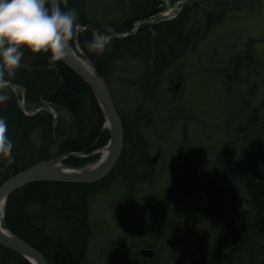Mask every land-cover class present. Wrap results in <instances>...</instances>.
I'll return each instance as SVG.
<instances>
[{
    "label": "trees",
    "instance_id": "16d2710c",
    "mask_svg": "<svg viewBox=\"0 0 264 264\" xmlns=\"http://www.w3.org/2000/svg\"><path fill=\"white\" fill-rule=\"evenodd\" d=\"M185 1L172 18L153 24L143 22L126 36L121 34L129 32L135 22L160 12V0H100L101 6L96 0H67V7L64 0H59V6L64 11L76 10L80 27L74 39L105 81L116 69V62L123 64L125 53L132 66L136 61L145 63L148 75L171 68L176 73L184 50L193 48L225 13L244 7L256 11L255 0ZM108 27L116 33L111 44L102 54L89 52L86 45L93 31L105 32ZM259 34L244 38L242 48L227 59L228 70L222 84L230 100L221 132L225 165L212 169L204 189L212 216L210 252L208 257L204 256L203 244H197L193 264H264V58L255 48L256 43L264 40V30ZM20 51L23 67L12 81L17 91L10 88L9 100L0 104V117L7 121L8 136L14 145L12 163L0 157V183L39 160L51 158L53 137L57 139L56 153L87 154L108 139L96 100L74 73L60 61L50 64L46 53L33 55L23 48ZM145 90L151 97V89ZM46 106L63 111L67 121L53 115ZM118 115L123 145L103 178L86 184L32 182L5 198L1 226L39 251L48 264H78L76 253L86 223L83 216L88 198L102 192L108 178L121 175L123 158L131 145ZM136 142L142 148L139 139ZM95 155L81 159L65 157L62 162L80 166ZM225 196L233 205V220L222 217L220 202ZM0 264L30 263L0 246Z\"/></svg>",
    "mask_w": 264,
    "mask_h": 264
},
{
    "label": "rangeland",
    "instance_id": "374dc122",
    "mask_svg": "<svg viewBox=\"0 0 264 264\" xmlns=\"http://www.w3.org/2000/svg\"><path fill=\"white\" fill-rule=\"evenodd\" d=\"M96 1L99 6L100 0ZM160 1L162 9L159 14L162 16L148 19L144 24L172 18L177 10L187 3L185 0ZM255 7L256 11L244 7L225 13L204 33L193 48L184 50L175 67L176 69L179 67L176 73L171 68L159 74L153 71L155 76L151 72L148 75L144 67L146 64L141 61H136V65L133 63L135 71L131 58L125 53L123 64L116 62V69L105 79L110 97L123 120L125 136H139L143 149L148 154L158 148L160 154L169 162V165L157 171L156 180L151 185L148 182L145 185L154 193L162 189L161 196L169 201L173 210L171 221L175 231L172 232L176 237L175 252L179 255L177 262L179 264L194 263L197 238H200L203 244V255L208 257L210 252L209 231L212 216L209 214L204 189L212 175V169L218 165L220 167L225 165L226 155L222 147L221 132L223 121L227 117L226 111L229 110L230 97L222 81L228 70L227 59L242 48L243 39L247 36L260 35L259 33L264 30V0H255ZM72 43L74 53L78 56L84 55L76 39ZM255 48L258 55L264 58V40L256 43ZM175 74H177L176 79H174ZM176 84L179 86L174 89ZM148 87L151 89V97L146 95V90L143 92V89ZM11 88L17 91L16 87ZM19 104L26 111L21 100ZM45 109L67 121L63 111H54L48 106ZM184 118L187 123H184ZM36 136H33L34 141H37ZM56 142L57 139L53 137L49 150L52 157L60 154L55 152ZM180 145L191 148L193 164L191 178L183 172L181 159L178 156ZM100 157L101 152L75 167L92 165ZM122 193L120 186L116 184L110 191L98 193L95 198L93 195L88 198L91 200L88 220L94 229L98 228L96 232L102 229L116 232L108 201L115 200L122 196ZM220 203V206L227 205L229 209L223 213L224 215L232 210L233 205L226 196ZM2 214L3 205L0 210V221ZM157 237L158 244L163 245L167 235L159 233ZM96 242L97 234L90 242V247ZM93 259L89 251L88 263L92 264ZM105 262L107 263L106 259Z\"/></svg>",
    "mask_w": 264,
    "mask_h": 264
},
{
    "label": "flooded vegetation",
    "instance_id": "af4514ba",
    "mask_svg": "<svg viewBox=\"0 0 264 264\" xmlns=\"http://www.w3.org/2000/svg\"><path fill=\"white\" fill-rule=\"evenodd\" d=\"M184 123H187L185 118ZM182 133L185 135L184 131ZM127 138L131 147L123 158L122 166L124 169L122 167L120 171L121 175H113L111 178H108L106 180V187L102 191H110L117 184L120 186L121 192H123L122 196L111 202L108 201L116 232L112 233L108 229L96 232L98 228L94 229L88 220L89 202L91 201L88 200L83 216L86 223L82 229V239H80L81 244L76 253V260H79L78 264H89L88 252L90 251L94 257L92 264H179L177 263L179 262V255L175 252L176 237L172 232L175 231L173 221H171L173 210L170 207L169 201L164 200L161 196L162 189H158L157 193H154L149 186L145 185L146 182L151 185L156 180L157 171L165 168L166 165H169V162L160 154L158 148L154 149L151 154H148L143 149V145L142 148L137 147L136 140L139 139V136ZM139 141L142 144L140 139ZM178 156L181 159L183 172H186V176L188 174L191 178L193 168L191 148H184L180 145ZM122 171H124V175ZM93 196L95 198L98 194ZM126 198L133 199L141 205L147 224L146 231L143 234H128L115 220L114 207ZM221 207L223 209V219L226 221L228 219L233 220L232 210L224 215L223 213L229 209L227 205ZM132 212L134 214L138 213L135 209ZM132 212L131 214L133 215ZM233 228L234 226H232ZM159 233L167 235L163 245L158 244L157 235ZM95 234H97V242L94 246L90 247V242L94 239ZM155 238H157V242H155ZM170 241H174L173 246L169 245ZM197 244H201L200 238H197L195 248ZM94 247L96 248L94 249Z\"/></svg>",
    "mask_w": 264,
    "mask_h": 264
},
{
    "label": "water",
    "instance_id": "95a60500",
    "mask_svg": "<svg viewBox=\"0 0 264 264\" xmlns=\"http://www.w3.org/2000/svg\"><path fill=\"white\" fill-rule=\"evenodd\" d=\"M51 6L52 4L50 3L49 7ZM60 62L87 86L96 100L104 118V126L108 131L106 144L84 155L63 152L49 159L39 160L10 175L0 183V210L6 196L10 192L28 183L59 182L86 184L98 181L111 170L120 154L122 149L121 119L114 107L104 79L84 55L78 56L75 54ZM178 86L179 84H176L173 88L176 89ZM102 149L107 150L106 155L101 156L94 164L89 166L75 167L66 165L61 161L65 157L86 158L90 154L102 152ZM134 209L138 211L137 214L132 212ZM114 217L117 224L128 234L140 235L146 231L147 224L141 205L133 199L126 198L122 202L117 203L114 207ZM173 244L174 241L169 242L170 246H173ZM0 246L19 254L30 264H48L39 251L9 232L1 224Z\"/></svg>",
    "mask_w": 264,
    "mask_h": 264
},
{
    "label": "clouds",
    "instance_id": "9594fccd",
    "mask_svg": "<svg viewBox=\"0 0 264 264\" xmlns=\"http://www.w3.org/2000/svg\"><path fill=\"white\" fill-rule=\"evenodd\" d=\"M52 4L49 7V4ZM67 7V0H64ZM75 9L64 11L59 0H0V104L9 100L8 92L18 69L23 67V52L47 54L50 64L74 56L72 42L80 25ZM116 33L94 30L87 49L102 54ZM13 143L8 136L7 121L0 117V157L13 162Z\"/></svg>",
    "mask_w": 264,
    "mask_h": 264
},
{
    "label": "bare ground",
    "instance_id": "6f19581e",
    "mask_svg": "<svg viewBox=\"0 0 264 264\" xmlns=\"http://www.w3.org/2000/svg\"><path fill=\"white\" fill-rule=\"evenodd\" d=\"M106 153H107V150L106 149H102L101 156L106 155Z\"/></svg>",
    "mask_w": 264,
    "mask_h": 264
}]
</instances>
